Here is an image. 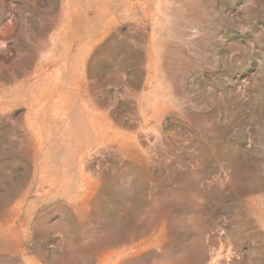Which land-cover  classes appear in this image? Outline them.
<instances>
[{"label":"rangeland","instance_id":"rangeland-1","mask_svg":"<svg viewBox=\"0 0 264 264\" xmlns=\"http://www.w3.org/2000/svg\"><path fill=\"white\" fill-rule=\"evenodd\" d=\"M0 264H264V0H0Z\"/></svg>","mask_w":264,"mask_h":264}]
</instances>
